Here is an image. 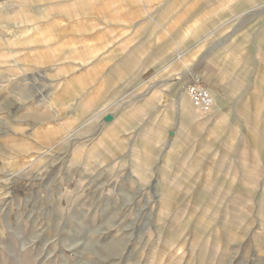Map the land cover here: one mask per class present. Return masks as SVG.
<instances>
[{"label": "rangeland", "instance_id": "1", "mask_svg": "<svg viewBox=\"0 0 264 264\" xmlns=\"http://www.w3.org/2000/svg\"><path fill=\"white\" fill-rule=\"evenodd\" d=\"M1 5L0 264H264V0Z\"/></svg>", "mask_w": 264, "mask_h": 264}, {"label": "built area", "instance_id": "2", "mask_svg": "<svg viewBox=\"0 0 264 264\" xmlns=\"http://www.w3.org/2000/svg\"><path fill=\"white\" fill-rule=\"evenodd\" d=\"M185 89L190 102L200 112H207L212 108L213 96L198 78L189 82Z\"/></svg>", "mask_w": 264, "mask_h": 264}, {"label": "bare ground", "instance_id": "3", "mask_svg": "<svg viewBox=\"0 0 264 264\" xmlns=\"http://www.w3.org/2000/svg\"><path fill=\"white\" fill-rule=\"evenodd\" d=\"M9 4V3H8ZM7 4V5H8ZM6 5V4H5ZM5 5L4 6H0V8H4L5 7ZM6 5V7H8V6H10V5H8L7 6ZM213 96H214V104H213V106H212V108L209 110V111H215V110H218V109H220L221 108V105H222V103H221V100L219 99V98H217L216 97V95H214L213 94ZM180 106H181V108H183V110L184 111H188V114L189 115H191V116H194V115H192V114H195V115H202V113L203 114H208L209 113V111H207V112H200L199 113V111L197 112V109H195L193 106H192V104H191V102L189 101V98L188 97H186V96H182V97H180Z\"/></svg>", "mask_w": 264, "mask_h": 264}, {"label": "crops", "instance_id": "4", "mask_svg": "<svg viewBox=\"0 0 264 264\" xmlns=\"http://www.w3.org/2000/svg\"><path fill=\"white\" fill-rule=\"evenodd\" d=\"M196 78H198L199 80H200V82L205 86V84L202 82V80L200 79V77L199 76H197V77H192L191 78V81H193L194 79H196ZM190 81V82H191ZM210 91V90H209ZM211 92V91H210ZM212 94V93H211Z\"/></svg>", "mask_w": 264, "mask_h": 264}]
</instances>
